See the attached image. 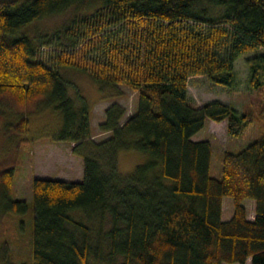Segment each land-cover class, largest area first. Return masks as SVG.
<instances>
[{"label": "trees", "instance_id": "16d2710c", "mask_svg": "<svg viewBox=\"0 0 264 264\" xmlns=\"http://www.w3.org/2000/svg\"><path fill=\"white\" fill-rule=\"evenodd\" d=\"M69 8L73 16L54 33H23ZM51 45L97 56L59 58L53 68L39 58ZM261 47L264 0H0V130L19 147L28 113L51 109L62 117L51 139L76 143L83 158L81 181H33V264H264V135L225 151L221 177L211 176L213 146L192 137L209 120L242 136L253 116L220 101L197 106L188 88L199 75L233 87L235 61ZM249 63L251 85L260 86L259 61ZM60 67L79 68L103 89L126 86L135 112L111 104L99 125L110 137L94 142L90 111L68 96ZM133 149L149 160L123 175L118 153ZM14 176V162H0V215L29 209L12 197ZM225 197L234 203L227 221Z\"/></svg>", "mask_w": 264, "mask_h": 264}, {"label": "rangeland", "instance_id": "374dc122", "mask_svg": "<svg viewBox=\"0 0 264 264\" xmlns=\"http://www.w3.org/2000/svg\"><path fill=\"white\" fill-rule=\"evenodd\" d=\"M23 1V0H19ZM73 16L69 8L61 13L47 16L35 21L23 29V33L31 37L38 34L54 33L63 28ZM97 52H84L82 49H67L62 46H44L40 48V60L50 67L59 65V58L71 60L91 59ZM259 61L258 75L260 86L251 85V65L249 60ZM76 61V60H75ZM60 73L69 82L68 96L77 104L81 100L90 111L91 139L101 142L110 137L109 132H102L99 125L105 119V110L111 104L118 102L127 109L126 116L136 110V93L124 85L119 90L124 95L119 96L116 88H102L92 77L76 67H60ZM236 80L233 87L214 84L206 76L190 77L188 82L189 97L193 104L200 106L209 101H220L230 105L239 113L253 116V123L242 136L233 137L227 133V123L207 121L205 127L192 138L195 141L209 140L213 146V157L210 174L221 177L222 157L225 151L238 153L253 141L264 135V121L260 111L264 105V47L242 54L234 65ZM29 131L26 133V143L16 147L8 141L4 131L0 130V162L13 163L15 176L13 199L26 200L29 209L24 214L0 215V264H33V181L35 178H50L67 181L83 179V158L74 153L76 143L54 142L51 134L62 124V117L51 109L46 112L28 113ZM118 171L123 174L132 173L135 168L149 160V156L137 150L120 151L118 153ZM243 205L247 208L248 218L255 215V202L246 199ZM222 219L229 220L234 213L233 199L223 198ZM78 217L85 223V216ZM89 264L98 263L92 257ZM227 264V263H225ZM238 264V263H233ZM246 264H251L247 262Z\"/></svg>", "mask_w": 264, "mask_h": 264}, {"label": "crops", "instance_id": "0c3cea01", "mask_svg": "<svg viewBox=\"0 0 264 264\" xmlns=\"http://www.w3.org/2000/svg\"><path fill=\"white\" fill-rule=\"evenodd\" d=\"M201 106V105H200Z\"/></svg>", "mask_w": 264, "mask_h": 264}]
</instances>
